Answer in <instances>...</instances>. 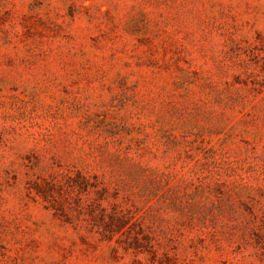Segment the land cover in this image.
<instances>
[{"label":"rangeland","instance_id":"374dc122","mask_svg":"<svg viewBox=\"0 0 264 264\" xmlns=\"http://www.w3.org/2000/svg\"><path fill=\"white\" fill-rule=\"evenodd\" d=\"M0 264H264V0H0Z\"/></svg>","mask_w":264,"mask_h":264}]
</instances>
